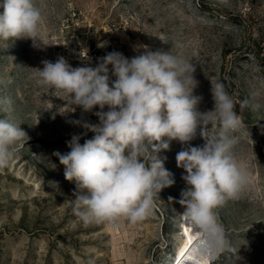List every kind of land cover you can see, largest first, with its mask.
I'll return each instance as SVG.
<instances>
[{
    "label": "rangeland",
    "instance_id": "1",
    "mask_svg": "<svg viewBox=\"0 0 264 264\" xmlns=\"http://www.w3.org/2000/svg\"><path fill=\"white\" fill-rule=\"evenodd\" d=\"M36 4L48 46L34 47L30 39L0 41V118L27 133L0 164V264H166L172 258L184 211L178 201L187 187L176 154L188 145L173 140L161 152L175 183L154 198L144 219L85 222L72 202L79 191L76 183L65 178L54 152H68L66 141L84 133L71 121L97 123L98 117L83 113L69 95L31 75L42 61L60 56L73 67L82 66L81 49H90L93 58L88 59L97 63L112 51L131 58L139 45L171 50L195 66L194 94L202 97L201 112L214 107L211 82L222 81L233 98L242 120L233 151L250 182L238 198L214 209L227 247L208 264H264V0ZM217 128L209 127L208 134ZM92 135L88 132L80 142ZM189 143H205L199 129Z\"/></svg>",
    "mask_w": 264,
    "mask_h": 264
},
{
    "label": "clouds",
    "instance_id": "2",
    "mask_svg": "<svg viewBox=\"0 0 264 264\" xmlns=\"http://www.w3.org/2000/svg\"><path fill=\"white\" fill-rule=\"evenodd\" d=\"M44 23L36 0H0V41L30 39L34 47L48 46ZM134 50L137 54L131 58L109 52L93 66L88 50L84 55L81 49L82 66L73 67L60 56L55 62L42 61L43 67L31 74L43 86L69 95L83 113L98 117L97 123L71 121L84 133L66 141L68 152H54L65 178L79 190L72 200L74 208L85 222L144 219L154 198L175 183L161 152L171 141H179L188 145L176 154L187 185L178 201L184 208L181 216L223 250L227 240L214 209L238 198L250 182L233 151L235 133L242 127L233 98L222 81L211 82L214 107L201 112L202 97L194 94L198 86L194 65L171 50H152L148 45ZM97 107L100 111H94ZM217 124L208 134L207 129ZM198 129L205 143L191 146ZM88 132L92 137L81 143ZM25 134L21 126L0 118V164Z\"/></svg>",
    "mask_w": 264,
    "mask_h": 264
},
{
    "label": "bare ground",
    "instance_id": "3",
    "mask_svg": "<svg viewBox=\"0 0 264 264\" xmlns=\"http://www.w3.org/2000/svg\"><path fill=\"white\" fill-rule=\"evenodd\" d=\"M219 252L209 234L183 219L176 236V251L166 264H208Z\"/></svg>",
    "mask_w": 264,
    "mask_h": 264
},
{
    "label": "built area",
    "instance_id": "4",
    "mask_svg": "<svg viewBox=\"0 0 264 264\" xmlns=\"http://www.w3.org/2000/svg\"><path fill=\"white\" fill-rule=\"evenodd\" d=\"M72 15H73V16H76V12L73 11ZM86 51H87V50H84V52H83L84 55H86ZM91 56H92V58H93V55L91 54V51H90V49H89V50H88V57H91ZM89 63H91V64L94 66V64H95L96 62H95V61H89Z\"/></svg>",
    "mask_w": 264,
    "mask_h": 264
}]
</instances>
